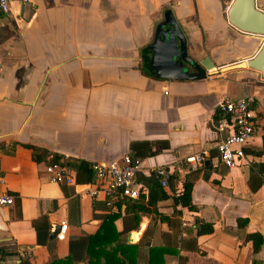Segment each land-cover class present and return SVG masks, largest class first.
I'll return each instance as SVG.
<instances>
[{
	"label": "crops",
	"instance_id": "1",
	"mask_svg": "<svg viewBox=\"0 0 264 264\" xmlns=\"http://www.w3.org/2000/svg\"><path fill=\"white\" fill-rule=\"evenodd\" d=\"M231 2L15 0L0 13V194L13 199L0 206L4 264H49L68 255L85 264L86 235L113 213L122 242L146 243L140 264L157 248L151 258L161 260L157 264H264V176L251 170L264 163L262 136L254 131L237 167L221 164L215 150L226 135L217 128L223 97L250 95L254 113L264 115L260 74L221 70L252 57L262 41L229 23ZM254 4L264 12V0ZM166 10L185 37L187 55L211 60L204 78L153 74L147 46ZM31 148L47 155L33 161ZM125 153L139 159L134 186L142 201L177 218L171 228L152 212L139 213L135 224L130 206L127 212L123 204L105 207L101 193L92 198L84 192L92 180L78 187L54 183L44 169L53 154L85 160L92 170L94 163L109 164ZM193 154L209 163L191 170L184 160ZM158 166L170 171L167 196L151 192ZM207 166L212 170L204 177ZM184 179L192 182L193 209L172 197ZM195 219L210 222L211 232L196 235ZM253 233L262 237L257 250L246 239Z\"/></svg>",
	"mask_w": 264,
	"mask_h": 264
},
{
	"label": "built area",
	"instance_id": "2",
	"mask_svg": "<svg viewBox=\"0 0 264 264\" xmlns=\"http://www.w3.org/2000/svg\"><path fill=\"white\" fill-rule=\"evenodd\" d=\"M15 0H0V13L8 10L10 3ZM27 3L28 0H17ZM253 97L244 95L238 98L223 97L217 104L220 114L217 128L226 130V135L215 145L218 160L227 168L237 167L242 164L245 158L244 147L249 144L254 135L252 119L255 113L252 108ZM204 157L201 154H193L185 158L191 170H196L202 166ZM140 168L138 158H132L125 153L109 164L94 163L92 165L93 179L85 184L84 192L96 198L99 193L104 197L105 205L114 206L124 197L136 198L140 189L134 186L135 175ZM45 172L48 174V181L54 183L79 184L74 181V173L68 167L59 164H47ZM154 175L159 179L161 186H165L169 176V168L158 166L154 170ZM0 183H2L0 167ZM12 196L4 193L0 194V206L11 204ZM60 230H65V222L59 225ZM0 264H4L0 259Z\"/></svg>",
	"mask_w": 264,
	"mask_h": 264
},
{
	"label": "trees",
	"instance_id": "3",
	"mask_svg": "<svg viewBox=\"0 0 264 264\" xmlns=\"http://www.w3.org/2000/svg\"><path fill=\"white\" fill-rule=\"evenodd\" d=\"M252 125L254 127L255 132H260L262 136V144L263 147L261 149V153L264 152V115L259 110H255V116L252 119ZM132 148V146H131ZM31 159L33 161H41L47 155V151L31 148ZM147 150V149H145ZM144 150V151H145ZM132 157V156H131ZM52 160L48 162V164H59L61 166H65L70 168L74 172V181L75 183H86L92 180L93 173L91 170V165L89 162L81 159L74 158H64L62 160L61 156L53 154L51 156ZM136 158V157H132ZM251 170H255L261 173L264 176V163H257L252 166ZM212 170L211 166L204 167V177H207L209 172ZM263 172V173H262ZM168 178L165 186H161L157 177L154 179V182L151 185V192L155 194V196H167L168 193ZM263 183L261 179L260 184ZM172 186V183H171ZM249 187L254 189L255 186L249 182ZM192 188V182L188 179H184L181 183L179 189H172V197L175 203H180L182 206H185L189 209H193V206L190 202V192ZM159 189V191L157 190ZM150 190L148 191V193ZM144 196L138 193L136 198H128L124 197L116 203V206L124 205V211H128V207L130 206L134 212V220L135 224H137L138 214L139 213H148L152 212L156 216H160V220H165L169 227L171 228V224L177 223V218H167V216H161L156 209L153 207L152 202L149 199H143ZM146 201V202H145ZM145 202V203H144ZM145 204V208L143 207ZM105 205V204H104ZM150 206L152 207L150 209ZM105 207H108L105 205ZM118 215L116 213L107 215L101 222L97 231L92 235H86V243L84 249V257L87 260L85 264H140V247L146 243H137V244H127L122 242L119 239L120 233L116 232L113 226V221L116 219ZM154 219V218H153ZM151 222L152 218H150ZM245 219H238L237 223H245ZM194 225L196 227V235L207 234L210 233L212 228V224L210 222H202L201 220L195 219ZM246 239L252 241V249L257 250L259 245L262 242V237L258 233L247 234ZM2 247H0V258L6 254ZM159 251L157 249L149 250V261L147 264H157L160 261L152 260L153 254ZM23 264H28L27 262H23ZM49 264H74L70 255L66 256L63 259H53Z\"/></svg>",
	"mask_w": 264,
	"mask_h": 264
},
{
	"label": "water",
	"instance_id": "4",
	"mask_svg": "<svg viewBox=\"0 0 264 264\" xmlns=\"http://www.w3.org/2000/svg\"><path fill=\"white\" fill-rule=\"evenodd\" d=\"M227 19L239 30L261 37L256 53L234 65L221 68H248L257 71L264 79V12L255 7L254 0H232L227 9ZM150 68L163 80H198L213 67L209 57L195 61L187 55L186 40L170 10L163 12L155 24L148 44ZM205 159L202 165L208 164ZM133 241V240H130Z\"/></svg>",
	"mask_w": 264,
	"mask_h": 264
},
{
	"label": "rangeland",
	"instance_id": "5",
	"mask_svg": "<svg viewBox=\"0 0 264 264\" xmlns=\"http://www.w3.org/2000/svg\"><path fill=\"white\" fill-rule=\"evenodd\" d=\"M254 110V109H253Z\"/></svg>",
	"mask_w": 264,
	"mask_h": 264
}]
</instances>
